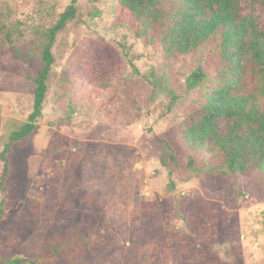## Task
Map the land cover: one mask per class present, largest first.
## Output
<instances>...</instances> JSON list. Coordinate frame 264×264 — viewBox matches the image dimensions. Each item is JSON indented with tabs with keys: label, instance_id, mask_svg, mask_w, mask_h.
<instances>
[{
	"label": "rangeland",
	"instance_id": "374dc122",
	"mask_svg": "<svg viewBox=\"0 0 264 264\" xmlns=\"http://www.w3.org/2000/svg\"><path fill=\"white\" fill-rule=\"evenodd\" d=\"M70 1L0 0L12 38L0 35V154L32 112L44 32ZM132 26L114 0H78L57 35L42 116L8 155L0 264L30 263L45 242L63 246L53 264H264L259 173L202 171L218 163L180 135L215 63L200 51L165 61ZM198 66L205 82L187 91ZM160 135L175 150L172 175Z\"/></svg>",
	"mask_w": 264,
	"mask_h": 264
},
{
	"label": "trees",
	"instance_id": "16d2710c",
	"mask_svg": "<svg viewBox=\"0 0 264 264\" xmlns=\"http://www.w3.org/2000/svg\"><path fill=\"white\" fill-rule=\"evenodd\" d=\"M128 12L134 37L161 53L165 61L203 52L215 63L210 89L200 107L184 121L182 139L194 154L215 160L216 167L202 171L221 177L258 172L264 183V0H114ZM78 0L60 14L44 32L41 67L32 81V112L27 122L14 131L0 154V218L8 202L6 181L13 147L29 137L42 116L48 78L54 64L55 39L77 13ZM0 35L10 43L8 27L0 23ZM206 69L198 66L186 78L187 91L197 89L206 79ZM166 157L161 165L170 175L176 161L171 140L156 136ZM194 159L188 165L192 167ZM63 246L45 242L36 258L27 264H53ZM16 258L3 264H19ZM241 264V263H240Z\"/></svg>",
	"mask_w": 264,
	"mask_h": 264
}]
</instances>
